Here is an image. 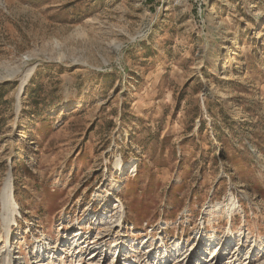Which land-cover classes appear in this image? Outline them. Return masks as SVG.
<instances>
[{
    "label": "rangeland",
    "instance_id": "374dc122",
    "mask_svg": "<svg viewBox=\"0 0 264 264\" xmlns=\"http://www.w3.org/2000/svg\"><path fill=\"white\" fill-rule=\"evenodd\" d=\"M0 85V258L264 264V0H0Z\"/></svg>",
    "mask_w": 264,
    "mask_h": 264
},
{
    "label": "bare ground",
    "instance_id": "6f19581e",
    "mask_svg": "<svg viewBox=\"0 0 264 264\" xmlns=\"http://www.w3.org/2000/svg\"><path fill=\"white\" fill-rule=\"evenodd\" d=\"M108 195L110 194L109 191H107ZM1 203H2V213H1V220H2V224L4 226V229L5 230H8L9 229V226H10V223H15V218H14V212L16 211V201L14 199V195H13V191H12V187L10 185V183L8 181L5 182L4 186H3V189H2V192H1ZM240 228H237V231H239ZM76 234H79L78 231H75ZM236 233V232H235ZM238 233V232H237ZM224 238H232L234 236V232H233V229L229 226H227L225 228V231H224ZM82 238V235L80 237L77 238V242L78 240L80 241ZM257 238H253L251 239L252 241H256ZM222 239L218 241V238L216 237V235H214V233L212 234L211 238H210V245L214 244V246H218V244L220 243ZM75 241V242H76ZM74 243V242H73ZM74 249H76V243H74ZM80 245V244H79ZM78 248V247H77ZM75 251V250H74ZM73 251V252H74ZM81 251V249H80ZM76 252V251H75ZM78 252V251H77ZM46 254V260L49 264H52L54 262V252H52V250L49 249L48 246H45V247H38V250H37V256H39L40 254ZM11 251L10 250H5L2 257L0 258V264H10V262H12V259H11ZM75 254V253H74ZM170 255V252L165 250L163 251V257L162 259H167ZM44 258V257H43ZM44 260V259H43ZM17 262L15 263H18L20 260L19 259H16ZM160 262V261H159ZM146 264H149V262L147 261Z\"/></svg>",
    "mask_w": 264,
    "mask_h": 264
},
{
    "label": "trees",
    "instance_id": "16d2710c",
    "mask_svg": "<svg viewBox=\"0 0 264 264\" xmlns=\"http://www.w3.org/2000/svg\"><path fill=\"white\" fill-rule=\"evenodd\" d=\"M1 88V85H0ZM1 90V89H0ZM4 95V93L0 92V98Z\"/></svg>",
    "mask_w": 264,
    "mask_h": 264
}]
</instances>
